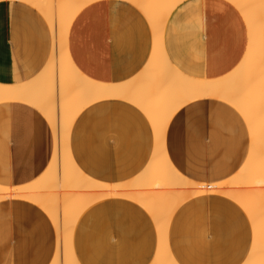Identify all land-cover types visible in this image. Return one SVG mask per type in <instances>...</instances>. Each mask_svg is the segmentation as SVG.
<instances>
[{
  "label": "crops",
  "instance_id": "0c3cea01",
  "mask_svg": "<svg viewBox=\"0 0 264 264\" xmlns=\"http://www.w3.org/2000/svg\"><path fill=\"white\" fill-rule=\"evenodd\" d=\"M95 1L76 13L66 35L71 63L92 80L123 83L136 77L155 51L154 44L162 43L156 51L163 50L175 69L193 79L225 77L246 53L247 25L228 0L179 1L169 13L151 20L153 26L158 21L157 26L166 16L161 19L162 35H155L153 42L148 17L138 5L129 0ZM52 44L48 21L36 7L23 0H0V84L35 79L44 71ZM162 80L164 85L167 80ZM151 126L145 113L125 99L91 102L71 124L70 157L96 181H130L153 155ZM56 143L48 119L37 108L24 101H1L0 185L20 186L39 178ZM162 150L183 177L200 183L222 181L247 158L250 129L228 101L195 98L169 118ZM251 241L252 227L244 211L231 199L210 193L182 201L166 230L167 250L176 264H241ZM158 243L150 214L125 196L86 206L71 232L79 264H151ZM57 245L56 227L42 208L22 197L0 199V264H50ZM59 247L62 257V239Z\"/></svg>",
  "mask_w": 264,
  "mask_h": 264
},
{
  "label": "bare ground",
  "instance_id": "6f19581e",
  "mask_svg": "<svg viewBox=\"0 0 264 264\" xmlns=\"http://www.w3.org/2000/svg\"><path fill=\"white\" fill-rule=\"evenodd\" d=\"M23 1L36 7L47 19L53 37L52 50L44 71L32 81L0 84V102L24 101L37 108L48 119L57 143L48 167L39 178L20 186L0 185V199L22 197L49 215L58 239L56 256L50 264H79L71 249V232L78 215L91 203L115 196L128 197L152 217L159 243L151 264H176L166 244L169 219L182 201L203 193L227 197L244 211L252 227V241L241 264H264V0H228L245 20L248 46L238 66L227 76L215 80L188 77L171 65L165 53L161 54L162 48L161 53L157 52L158 45L154 44L151 48H156V52L150 51L146 66L136 77L123 83L92 80L78 71L68 57L66 35L70 22L84 5L95 0ZM130 1L147 15L153 42L155 35H162L161 19L164 21L163 17L181 0ZM162 13L165 15L153 26L151 20ZM158 37L156 40L160 41ZM161 44L158 47H163ZM162 79L167 80L164 85ZM200 97L228 101L239 109L250 129L247 158L234 175L222 181L200 183L183 177L170 165L162 150L163 133L171 115L186 101ZM111 98L132 102L145 113L154 133L150 163L124 183L90 178L75 165L68 150L70 127L81 109L91 102ZM165 187L171 189L163 190Z\"/></svg>",
  "mask_w": 264,
  "mask_h": 264
},
{
  "label": "rangeland",
  "instance_id": "374dc122",
  "mask_svg": "<svg viewBox=\"0 0 264 264\" xmlns=\"http://www.w3.org/2000/svg\"><path fill=\"white\" fill-rule=\"evenodd\" d=\"M168 188H169V187H165V188H163V190H164V189H165V190H168ZM239 188H242V189H243V188H247V187H245V186H241V187H239ZM248 188H249V187H248ZM169 189H171V188H169Z\"/></svg>",
  "mask_w": 264,
  "mask_h": 264
}]
</instances>
